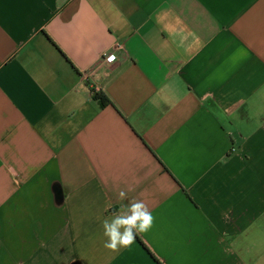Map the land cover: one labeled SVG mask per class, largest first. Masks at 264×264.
I'll use <instances>...</instances> for the list:
<instances>
[{"label":"crops","instance_id":"0c3cea01","mask_svg":"<svg viewBox=\"0 0 264 264\" xmlns=\"http://www.w3.org/2000/svg\"><path fill=\"white\" fill-rule=\"evenodd\" d=\"M0 264H264V0H0Z\"/></svg>","mask_w":264,"mask_h":264},{"label":"clouds","instance_id":"9594fccd","mask_svg":"<svg viewBox=\"0 0 264 264\" xmlns=\"http://www.w3.org/2000/svg\"><path fill=\"white\" fill-rule=\"evenodd\" d=\"M116 199L121 209L114 211L103 220L104 248L110 252H118L122 248H130L138 234L148 232L154 223V217L147 205L139 199L129 196L128 191L121 189ZM127 200L125 205L123 202Z\"/></svg>","mask_w":264,"mask_h":264},{"label":"built area","instance_id":"2783aa9c","mask_svg":"<svg viewBox=\"0 0 264 264\" xmlns=\"http://www.w3.org/2000/svg\"><path fill=\"white\" fill-rule=\"evenodd\" d=\"M103 59H106L108 61H111L114 59V55L113 54H104L103 55Z\"/></svg>","mask_w":264,"mask_h":264},{"label":"trees","instance_id":"16d2710c","mask_svg":"<svg viewBox=\"0 0 264 264\" xmlns=\"http://www.w3.org/2000/svg\"><path fill=\"white\" fill-rule=\"evenodd\" d=\"M95 98H96V99H99L100 101H102V103H101L102 105H105L106 102L103 101V97H102V96H100L99 94H96V95H95Z\"/></svg>","mask_w":264,"mask_h":264}]
</instances>
